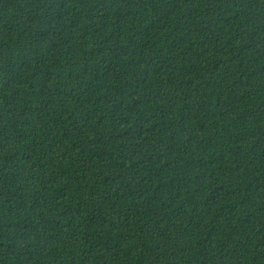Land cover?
<instances>
[{"label": "trees", "instance_id": "trees-1", "mask_svg": "<svg viewBox=\"0 0 264 264\" xmlns=\"http://www.w3.org/2000/svg\"><path fill=\"white\" fill-rule=\"evenodd\" d=\"M0 264H264V0H0Z\"/></svg>", "mask_w": 264, "mask_h": 264}]
</instances>
